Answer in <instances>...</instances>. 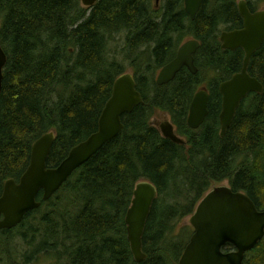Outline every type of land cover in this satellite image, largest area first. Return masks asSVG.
<instances>
[{
  "label": "trees",
  "instance_id": "trees-1",
  "mask_svg": "<svg viewBox=\"0 0 264 264\" xmlns=\"http://www.w3.org/2000/svg\"><path fill=\"white\" fill-rule=\"evenodd\" d=\"M246 1L251 12L257 11ZM155 2L99 0L82 8L79 0H0V45L6 57L0 196L5 180L24 173L31 146L41 136L54 133L46 160L54 168L97 131L113 83L126 68L111 54L122 53L142 98L122 117L116 138L47 202L40 192V207L17 228L0 232V242L17 232L24 248L21 258L11 248L0 249V255L13 257L0 264H178L192 231L177 230V225L212 185L224 180L264 210V41L247 68L263 92L241 101L220 138L218 88L240 72L244 59L242 49L222 50L219 41L220 32L242 28L236 2L204 0L194 20L185 13L183 0H158V7ZM190 37L199 43L193 57L197 73L183 68L172 82L157 86L155 73ZM200 86L209 95V117L198 133L185 134L191 147L186 159L150 120L156 111L165 112L180 131ZM144 180L156 188L157 198L142 235L145 259L136 263L124 217L135 185ZM242 264H264V238Z\"/></svg>",
  "mask_w": 264,
  "mask_h": 264
},
{
  "label": "water",
  "instance_id": "water-1",
  "mask_svg": "<svg viewBox=\"0 0 264 264\" xmlns=\"http://www.w3.org/2000/svg\"><path fill=\"white\" fill-rule=\"evenodd\" d=\"M90 7L97 0H81ZM203 0H184V11L194 20ZM238 13L243 27L240 30L222 32L219 41L222 50L234 51L240 48L244 59L240 72L219 85L222 109L219 116L221 136L231 125L236 109L249 93L261 94L263 87L247 68L252 55L258 51L264 41V11L251 13L245 2L238 4ZM199 44L189 41L178 48L176 57L158 73L156 85L171 82L175 75L185 67L195 75L193 55ZM6 57L0 46V92L2 70ZM142 102L135 90V83L129 74L118 77L112 87V93L98 120L97 131L86 140L73 147L67 157L55 168H47L46 160L53 144L54 134L47 133L37 139L30 152L28 167L18 183L7 180L0 197L1 229L17 226L24 215L39 208V192L42 201H48L67 181L71 174L91 159L107 142L112 141L121 132V116L130 113ZM208 93L203 88L194 94L187 118L190 129H197L207 115ZM164 138L182 144L167 122L160 126ZM157 197L156 188L150 182H140L133 190L130 207L126 211L124 224L130 252L136 263L145 259L142 252V235L145 224ZM189 224L193 228L178 264H242L246 252L251 251L264 237V210L259 211L253 202L243 193L235 192L227 186L209 191L197 204ZM231 245L234 251L223 254L221 248Z\"/></svg>",
  "mask_w": 264,
  "mask_h": 264
},
{
  "label": "rangeland",
  "instance_id": "rangeland-1",
  "mask_svg": "<svg viewBox=\"0 0 264 264\" xmlns=\"http://www.w3.org/2000/svg\"><path fill=\"white\" fill-rule=\"evenodd\" d=\"M239 1H242V0H235L236 3H238ZM248 1H249L250 5H251L250 6L251 8H257L258 10H264V0H248ZM79 5H80V7H82V4H81L80 0H79ZM154 5H155V7H158V3L157 4L155 3ZM188 39L189 38H187L186 40H188ZM186 40H184V41H186ZM118 47L121 48V46H118ZM121 54L122 53L118 52V53H115V54H111V56L114 57L115 59H117L118 61L122 62L124 65H126V68L124 70L125 72L123 74H129L130 76H132L133 72L129 69L128 64L126 63L127 61L121 56ZM157 72L155 73V76H156ZM200 87H202V86H200ZM169 120H170L169 116L166 113L161 112V111H156L155 115L153 117H151L152 123H154L156 126H159L163 122H166V121H169ZM220 186H228V185H227V182H225V181L213 185L214 188L215 187H220ZM194 210L195 209H193V212H194ZM192 213L190 215L187 214L181 220V222L177 225V230H179L180 228H183V227H188L193 232V228L189 224V220H190V217H191ZM11 234L12 235L10 236L9 239L0 242V249L11 248V251L14 252L13 253L14 257H20L19 254L20 253H24V251H23L24 248L21 247L22 246L21 245V240L19 239V236H16L17 232H12ZM23 247H25V246H23ZM8 257H12V255H10V254L0 255V263L2 261H6ZM16 259L18 261H21V260H19V258H16ZM48 261L49 260H41L40 264H47Z\"/></svg>",
  "mask_w": 264,
  "mask_h": 264
},
{
  "label": "flooded vegetation",
  "instance_id": "flooded-vegetation-1",
  "mask_svg": "<svg viewBox=\"0 0 264 264\" xmlns=\"http://www.w3.org/2000/svg\"><path fill=\"white\" fill-rule=\"evenodd\" d=\"M259 11H261V10H259ZM257 12V11H256ZM200 88H202V87H198V89L196 90V92L195 93H197L199 90H200ZM194 93V94H195ZM191 103V102H190ZM241 103V102H240ZM140 105V104H139ZM240 105V104H239ZM189 106H190V104H189ZM189 106H188V109H187V115H186V120H185V125H184V127L183 128H181L180 129V131L179 130H177L176 129V126L175 125H173V123H172V121L171 120H169V122L172 124V127H173V131H174V134L180 139V140H182V144H176V143H174V142H172V143H174V144H176V145H178V146H180L181 147V149H182V151H181V153H183L185 156H186V159H188V154H189V148H191L190 146H188V139L186 138V136H185V134L186 133H192V134H196V133H198L199 131H200V129H201V127L204 125V123H205V121L208 119V115H209V110H210V105H209V99H208V102H207V115L205 116V118H204V120H203V122L201 123V125L197 128V129H190L189 127H188V125H187V118H188V113H189ZM221 109H222V101H221ZM132 112V111H131ZM130 112V113H131ZM162 112V111H161ZM165 113V112H164ZM221 113V112H220ZM126 114H129V113H126ZM167 114V113H166ZM125 115V114H124ZM124 115H122L121 116V119H122V117H124ZM155 115V114H154ZM153 115V116H154ZM152 116V117H153ZM169 116V115H168ZM219 116H220V114H219ZM170 119V118H169ZM122 122V121H121ZM150 122H152L151 120H150ZM153 124V126L154 127H156L157 128V130L159 131V133H160V131H161V128H160V126H161V124L159 125V126H156L154 123H152ZM218 124H219V136H220V138H222V137H224L225 136V134H226V131H227V129H226V131H225V133L221 136V126H220V119H219V121H218ZM162 134V133H161ZM184 147V148H183ZM21 177V176H20ZM7 180H10V179H7ZM7 180H5L4 181V183H3V186H2V192H3V187H4V184H5V182L7 181ZM11 180H13L15 183H18V181L20 180V178L18 179V180H16V179H11ZM144 181H147V180H144ZM225 182H227V185H228V181L227 180H224ZM223 182V181H222ZM227 187H229V186H227ZM216 188V187H215ZM212 189H214V187H213V185H212V187H211V190ZM210 191V190H209ZM208 191V192H209ZM235 192H239V191H235ZM242 193V192H241ZM1 197V196H0ZM204 197V196H203ZM202 197V198H203ZM201 198V199H202ZM200 199V200H201ZM198 204V203H197ZM197 204H196V206H197ZM196 206H195V208H196ZM28 214V213H27ZM26 214V215H27ZM25 215V216H26ZM25 218V217H24ZM2 219H3V216L1 215L0 216V221H2ZM2 231H9V230H0V232H2ZM11 231V230H10ZM232 251H234V248L231 246V245H225V246H223L222 248H221V252L223 253V254H228V253H230V252H232Z\"/></svg>",
  "mask_w": 264,
  "mask_h": 264
},
{
  "label": "bare ground",
  "instance_id": "bare-ground-1",
  "mask_svg": "<svg viewBox=\"0 0 264 264\" xmlns=\"http://www.w3.org/2000/svg\"><path fill=\"white\" fill-rule=\"evenodd\" d=\"M134 57V56H133ZM159 251V250H158ZM5 262V261H4Z\"/></svg>",
  "mask_w": 264,
  "mask_h": 264
}]
</instances>
